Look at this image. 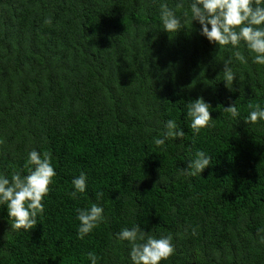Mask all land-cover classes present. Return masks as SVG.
<instances>
[{
  "label": "trees",
  "instance_id": "obj_1",
  "mask_svg": "<svg viewBox=\"0 0 264 264\" xmlns=\"http://www.w3.org/2000/svg\"><path fill=\"white\" fill-rule=\"evenodd\" d=\"M191 2L0 0V174L27 175L32 149L50 152L57 173L33 229H12L0 205V264H91L89 252L133 264L117 234L135 224L172 234L176 251L161 264H264V120L245 121L249 103L264 108V65L243 41L210 42ZM162 3L182 4V23L189 13L178 32L163 29ZM200 96L215 126L195 135L187 104ZM234 103L237 118L223 110ZM168 119L185 136L157 147ZM198 150L212 164L186 175ZM81 172L87 189L73 199ZM92 203L104 221L80 239L76 210Z\"/></svg>",
  "mask_w": 264,
  "mask_h": 264
},
{
  "label": "clouds",
  "instance_id": "obj_2",
  "mask_svg": "<svg viewBox=\"0 0 264 264\" xmlns=\"http://www.w3.org/2000/svg\"><path fill=\"white\" fill-rule=\"evenodd\" d=\"M182 7V4H177L174 10L167 3L160 5V18L165 31L178 32L188 23L187 11L183 12V23L181 17L177 15L176 10ZM190 11L191 22L196 20L201 24V34L210 42L220 47L229 44L238 47L243 41L249 51L255 53L253 63L264 65V0H192ZM45 23H51V19H46ZM234 55L241 63L247 62L241 52L237 51ZM230 64L231 58L224 61L223 80L225 86L231 90L236 74ZM211 107L203 96L187 104V117L191 119L190 128L195 135H198L201 129L215 126ZM248 108L252 110L245 118L247 123L254 124L264 120V108H261L259 103L255 105L249 103ZM223 110L230 113L233 118L240 115L236 103L224 107ZM164 128L162 137L153 138L157 147L163 146L168 139L182 140L185 136V132L174 119H168ZM3 143L4 141L0 140V144ZM211 161L212 157L209 154L204 150H198L194 158L190 159L184 173L189 176L201 175L203 170L212 164ZM23 167L27 170V175L22 176L19 172H14L9 178L0 174V205H7L9 218L13 220L11 228L17 231L20 229L27 231L36 227L38 215H42L45 210L44 197L50 193L54 177L57 175L52 163V154L47 151L41 154L32 149ZM71 183L74 191L69 195L73 199H79L77 194H82L87 189V175L81 172ZM100 196L102 193H97V197ZM76 212L80 222L78 228L80 239L104 221V209L97 203H92L90 207L77 208ZM258 232H264V229ZM117 235L120 240L129 242L133 264H161V261L169 259L176 251L171 233L156 238L144 231L139 224L131 228L125 227ZM260 242L264 243V235L260 237ZM87 256L91 264H97L99 257L95 253L89 252Z\"/></svg>",
  "mask_w": 264,
  "mask_h": 264
}]
</instances>
